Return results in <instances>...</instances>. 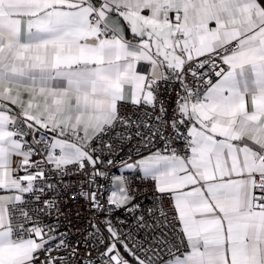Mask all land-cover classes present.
Returning <instances> with one entry per match:
<instances>
[{"label":"snow or ice","instance_id":"6c2138e0","mask_svg":"<svg viewBox=\"0 0 264 264\" xmlns=\"http://www.w3.org/2000/svg\"><path fill=\"white\" fill-rule=\"evenodd\" d=\"M0 264H264V0H0Z\"/></svg>","mask_w":264,"mask_h":264},{"label":"built area","instance_id":"2783aa9c","mask_svg":"<svg viewBox=\"0 0 264 264\" xmlns=\"http://www.w3.org/2000/svg\"><path fill=\"white\" fill-rule=\"evenodd\" d=\"M116 174L118 175L119 172L117 171ZM100 183H104V181L100 180ZM137 183H139V181H137ZM145 187H148L147 182H145ZM75 190L78 191L79 189H75ZM149 195H150V193H149ZM140 198L145 199L144 196H141ZM66 207L71 211V217H70V220H64L63 224L67 225L69 222H71L75 227L83 228L86 225V219L89 215L86 211V208H85L83 202H81L79 205V207H80V218H77V216H76L75 209L77 207V204L74 201L70 200L69 204Z\"/></svg>","mask_w":264,"mask_h":264}]
</instances>
